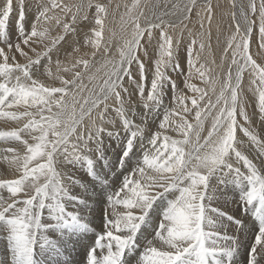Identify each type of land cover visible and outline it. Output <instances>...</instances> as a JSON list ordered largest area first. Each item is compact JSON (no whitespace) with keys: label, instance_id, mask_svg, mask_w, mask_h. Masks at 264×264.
Listing matches in <instances>:
<instances>
[{"label":"snow or ice","instance_id":"6c2138e0","mask_svg":"<svg viewBox=\"0 0 264 264\" xmlns=\"http://www.w3.org/2000/svg\"><path fill=\"white\" fill-rule=\"evenodd\" d=\"M195 6V0H189L181 11V5L173 4L171 15L180 13L188 19ZM27 7L26 0H0V118L27 119L23 128L0 131V138L21 141V133L26 130L30 134L38 133L32 136L34 143L22 140L27 149L22 158L17 155L11 158L23 169V174L17 179L0 180V188L11 194L9 199L0 196V238L6 242L0 264H41L37 246L39 255L43 256L46 251L55 252L63 247L82 231L91 230L87 217L81 214L83 210L91 211L90 205L87 200L70 194L58 165L84 167L89 175H94V158H103L105 138L121 136L115 128L117 121L109 116L110 111L119 117L122 131L127 133L120 167H126L130 154L137 155L135 149L140 151L136 165L106 195L111 211L105 210L103 230L88 246L84 264H132L129 254L138 257L135 264H239L236 257L246 229L253 235L245 250L244 264H264V171L237 146L241 143L237 139L239 129L258 148L260 159L264 161V140L238 120L239 116L250 123L240 95L246 72L252 76L250 84L258 97L259 112L264 115V64L257 63L250 51L257 26L259 48L264 49V0L259 3L250 0L247 9L241 5L240 19L236 11L231 13L235 24L225 48L230 64L223 81L213 78L207 63L200 62L206 47L204 34L188 33L191 39L186 46L188 80L185 85L193 95L177 93L174 99L182 109L165 111L160 124L162 129L172 126L169 118L175 114L179 120L174 122V128L183 138L176 139L156 131L147 146L142 142L143 129L129 118L122 93L129 94V88L125 87L127 78L144 101L145 109H156L163 103L166 85L174 91L177 89L169 72L179 74L183 71L178 58L183 33L180 38L174 37L177 25L164 19L170 13L154 14L153 19H146L142 26L144 12L139 10V0H133L121 17L127 36L119 48V59H105L103 75H88L89 84L84 83V77L92 66L90 60L77 59L63 69L70 73L67 78L57 75L60 86L55 87L34 79L32 69L40 65L42 57L50 60L53 48L64 41L67 34L76 31L73 25L84 6L62 5L56 0L50 5L40 4L30 30L25 28ZM87 7L95 8L92 35L87 42L95 49H100L103 42V51L107 53L104 32L108 8L104 3H89ZM232 7H237L235 0ZM54 8L71 14L72 23L64 22L65 35L54 38L43 53L37 52L32 44L42 41L48 33L41 21L55 18L60 22L58 17L49 15ZM257 14L259 21L249 18ZM13 15L16 17L15 41L9 31ZM205 18L210 24V3L206 6ZM83 20L87 22L88 16H83ZM200 27L203 28V19ZM154 31L159 32V37L155 45L157 54L152 59L145 45L152 46ZM22 45L28 47L35 59ZM13 51L23 56L26 63L17 62L14 55L9 56L8 52ZM95 55L94 51L92 56ZM133 65L139 79L133 75ZM81 67L85 71L78 70ZM57 71H61L59 61ZM51 74L49 69L48 75ZM194 76L211 86L214 99L206 89L190 83ZM112 98L117 102L114 109H110L108 103ZM189 100L191 108L186 103ZM21 105L25 106L24 111L11 110ZM32 107L37 109L36 113L27 110ZM193 111L194 123L186 116ZM36 115L40 119H36ZM209 120L207 135L202 136L205 122ZM232 185L240 187L235 201L239 212L247 213L248 206L259 203L255 211L258 223L253 222L250 229L246 217L211 206L217 200V190L224 195L234 190ZM21 193H25V199L18 198ZM69 203L82 208L70 211ZM161 206L162 211H156ZM45 211L47 219H43ZM209 213L232 224L234 234L206 230V227H217ZM150 226L152 238L145 237L146 243H142L141 237ZM49 231L57 233V239H51L47 235Z\"/></svg>","mask_w":264,"mask_h":264},{"label":"rangeland","instance_id":"374dc122","mask_svg":"<svg viewBox=\"0 0 264 264\" xmlns=\"http://www.w3.org/2000/svg\"><path fill=\"white\" fill-rule=\"evenodd\" d=\"M52 2L53 0H26V3H28L29 6L26 9L27 10L26 11L27 17L25 21L26 30H30L31 24L35 20V16L38 11V6L40 4L50 5ZM56 2L62 5L67 4L70 6L83 5L84 9L82 12L78 14L77 20L73 25L76 31L71 34H67L65 36V40L60 42L55 46V48H53L50 60H48L47 57L41 58L40 65L34 66L32 69V73L34 75L33 78L34 79L38 78L46 86L49 85V86L59 87L60 81L56 79L57 75H61L63 73L61 76L67 78V76L70 75V73H65L63 69L70 67L71 63H73L77 59L87 58L90 60V65L92 66L90 68V71H88V74L85 75L84 77V83L89 84L88 75H98V76L103 75L105 69L102 67V65H104L105 59H119V48L123 45L124 39L127 36V32L124 29H122L121 17H123L126 13V6L131 7L133 0H56ZM249 2L250 0H235V4L237 3L236 5L238 7H236V9H233L232 7L233 0H195L196 6L193 8L191 15L188 17V19H184V17L180 13L171 15L173 11L171 6L173 4H179L181 5V11H182L183 5L189 3V0H139V4H140L139 10L144 12V16L141 17L142 26L144 25L146 19L147 20L153 19L154 14L155 16H161L167 12L170 14L164 16V19L170 20L177 25L175 32L173 33L174 37L180 38L181 33H183L182 44L179 50V57H178L179 63L183 71L180 72L179 74L177 72H169V75L172 77V79L175 81L177 85V89L174 91L171 88V86L166 85L164 90L163 103L159 108L145 109L144 101L141 100L138 91L134 87H131L127 81V78H125V87L129 88V94L122 93V96L125 98V109L129 111V118L134 121V124L140 126L143 129L144 139L142 142L145 146L148 145V140L150 139L151 135L156 131H160L162 135L166 134L176 139L183 138L174 128V122H177L179 120V117L176 116L175 114L171 115L169 118L170 125L172 126L162 129L160 128V124L163 121L165 111L172 112L173 110L180 111L182 109V105L179 103V101L174 99L177 93H183L188 97H191L193 95L192 91L188 89L185 85V81L188 80L186 46L189 44L191 39L188 33L192 32L194 34H197V36H199V34L201 33L204 34V42L206 44V47L204 51L201 53L200 62L207 63V66L213 78L219 77L220 80L223 81L230 64V55L225 54V48L227 47V41L230 35H232L234 32L233 26L235 24V21L233 20L231 13L233 11L238 12L237 19H240L239 17L240 6L241 5H243L244 7L246 6L245 9H247ZM89 3L93 5H95L96 3H104L105 6L108 8L109 14L105 21L106 27L104 32V39L108 43L107 53L103 51L104 49L103 42L101 44L100 49H95L91 43L87 42L92 35L91 27L93 21V14L95 12L94 7L93 8L87 7ZM209 3L212 6V19L210 24L208 20L205 18L206 6ZM257 3H259V0H257ZM73 13H75V7H73ZM49 15L52 17H58L60 22L58 23L55 18L51 20L41 21V26L43 25L42 26L43 28L48 29L47 36L41 42L38 41L33 43L32 45V47L36 48V51L40 53H43L44 51H46L47 47L51 46V41H53L54 36L56 38L58 36L65 35L64 29L62 27L64 22H68L70 24L72 23L70 19L71 14L62 12L61 9L59 8L52 9ZM85 15L88 16L87 22L83 20V16ZM249 18L256 19L257 21H259L258 14L255 17L250 16ZM202 19H203V28L200 27ZM181 21H183L182 24L180 23ZM9 31L12 35L13 41H15L17 38L15 15H13L10 21ZM152 36H153L152 46L145 45V47H149V55L152 59H155V56L157 54V49L154 45H156L157 39L159 37V32L154 31L152 33ZM146 39L147 36L145 37V40ZM66 44L68 47L66 46ZM22 47H24L25 51H29L28 47L23 45ZM74 49H78V51H74ZM5 51L7 52L8 50L5 49ZM94 51L96 52V55L93 57L92 53ZM250 51L253 54V58L257 60V63L264 64V49L259 48L258 26L253 32ZM8 54L9 56L14 55L16 61L19 63L23 61V63L21 64H24V62H26L25 58L21 56L18 52H14V51L8 52ZM15 54H17V56ZM29 55L33 56V59H35V56L32 52L29 51ZM54 57H57L58 59ZM54 60L55 62H53ZM0 61H2V58H0ZM57 61L60 62L61 74L60 71L59 72L57 71ZM9 62L11 63L12 61L10 60ZM150 66L151 64L149 62V67ZM49 69H51V73H52L51 76L50 75L48 76ZM98 69L100 70L99 73H97ZM78 70L85 71L82 67L79 68ZM132 70L134 77L136 79H139L135 65H133ZM50 79L51 82L49 81ZM251 79L252 76L248 72H246L242 83V91L240 93L242 97V102L245 105L246 110L249 114L250 123L244 122L243 119L239 116H238V120L245 127H248L251 131L257 134L261 140H264V115H262L259 112L258 104H257L258 97L257 94L252 90V86L250 84ZM150 80H151V72H149V82ZM0 82H2V80H0ZM190 83L196 84L197 87L199 88L206 89L209 93V96H212L213 99L215 98L211 91V86L206 85L198 76H194L190 80ZM218 90H219V86L217 85V93ZM146 95H147V89L145 91V96ZM108 103L110 109H114L117 106V102L115 101V98L110 99ZM186 103L189 108L192 107L190 100L187 101ZM11 110L24 111L25 106L23 105L14 106ZM27 110L33 113L37 112V109L35 107L28 108ZM45 115H47V113H45ZM109 116L117 121L115 128L117 131L121 132V136L105 138L103 158L102 159L94 158V165L92 169L94 175H89L88 170L84 167H78V166L76 167L69 164L58 165V171L62 173L64 183L66 182L65 184L68 186L70 194L78 196L81 199L87 200V203L90 205L91 211L83 210L81 214L87 217L86 222L88 224L90 223L89 225L91 230L82 231L77 237H74L75 239H77L82 235V238L80 239L82 242H78L77 240L74 241L69 240L63 247L57 249L55 252L46 251L43 256L39 255L40 250H39V246H37L36 248V251L38 253L37 258L41 259V264H66V263L83 264L85 262V255L88 246L91 245L95 236L98 235L103 230L104 213H105L104 209H106L109 212L111 211L108 204L106 203L107 193L109 191H113L114 189L112 188L118 186L120 181L123 179V176L127 173V171L130 168L134 167L138 162V153L140 151L139 148L134 150L137 153V155L130 154V161L127 163L126 167L124 168L120 167V157L122 155L127 133H123L121 124L119 122V117L115 115L114 111H110ZM186 116L190 122L194 123V111L186 114ZM35 118L40 119L39 115H36ZM25 123H27V119L25 118H22L19 121L0 118V131H10L14 128H23V125ZM209 128H210V120L205 122V128L204 131L201 133V135L206 136ZM37 134L38 133L30 134L26 130L21 133L22 140H28L29 143H34L35 141L32 139V136ZM237 139L241 142L240 144L237 145L239 149L242 152H244L246 155H248L250 159H254V162L257 163L258 167H260L261 170L264 171V161L260 159L259 150L250 141L249 137L238 129ZM22 140L17 141V140L0 138V151H1L0 180L17 179L19 176L23 174V169L17 166L16 164H14L11 160L13 155H17L22 158L26 154L27 149L26 146L22 143ZM187 147L188 146H186V148ZM9 149H12L13 151H9ZM233 161L235 162L234 157H233ZM239 166L242 168V170H244L242 164H240ZM67 177L71 179H68ZM105 181L107 183H105ZM232 188L234 189L233 191H228L224 195H221L220 190H217V200H215L211 206L214 208L219 207L220 209L224 208L226 210H230L232 214L239 213L240 216L246 217L248 223H250L251 220L250 223L251 225L250 224L248 225V228L250 229L252 227L253 222L258 223V219L256 220V216H255V211H256L255 208L256 209L259 208V203L255 202V206H251V205L248 206L249 212L247 213L239 212L238 206L235 203V201L237 199V192L240 191V187L238 185H232ZM27 191L30 190L26 189V192ZM82 191H84V193ZM0 196H3L5 199H9L11 194L6 189L0 188ZM18 198L25 199L26 198L25 193L19 194ZM96 199H98V201H96ZM74 208L75 210H80L82 206L78 204L74 205L72 203L68 204V210L71 211ZM101 209L103 210L104 213L102 212ZM156 211H162V206L156 209ZM208 215L213 221L217 222V227L215 229L206 227V230L219 231L221 232V234H223V232L225 231L228 233V235L234 234L233 225L230 224L227 220H221L214 213H209ZM96 217H98L101 220L102 225L93 224L91 222L92 218H96ZM252 218L254 219L252 220ZM43 219H47V211H45ZM152 232L153 229L150 226L144 237H141V242L146 243L145 237L147 239H151ZM47 235L53 240L56 239L55 236H58V234L55 235V233H53L52 231H49ZM252 235L253 234L246 229L244 235L242 236L241 249L239 251L240 254L237 253V260L239 261V264H244L245 250L247 246L251 243ZM5 243L6 242L2 238H0V247L3 248L2 251L5 250ZM1 258H3V256ZM137 258L138 257L136 255L129 254V259L132 261V264H135V260Z\"/></svg>","mask_w":264,"mask_h":264},{"label":"bare ground","instance_id":"6f19581e","mask_svg":"<svg viewBox=\"0 0 264 264\" xmlns=\"http://www.w3.org/2000/svg\"><path fill=\"white\" fill-rule=\"evenodd\" d=\"M167 2V1H166ZM237 4V3H236ZM242 4V3H241ZM33 6V5H32ZM167 6V5H166ZM29 7V6H28ZM238 7V6H237ZM246 7V6H245ZM238 10V9H237ZM27 11V10H26ZM57 12V11H56ZM238 13V12H237ZM35 16V15H34ZM27 17V16H26ZM33 19V18H32ZM26 21V20H25ZM33 23V22H32ZM32 25V24H31ZM43 26V25H42ZM91 26V25H90ZM83 27V26H82ZM30 28V27H29ZM63 31V30H62ZM60 34V33H59ZM17 35V34H16ZM225 35V34H224ZM72 36V35H71ZM51 37V36H50ZM78 37V36H77ZM76 37V38H77ZM53 38H55V36L53 37ZM45 41V40H44ZM51 41V40H50ZM41 42V41H40ZM39 42V43H40ZM69 42H71V41H69ZM68 42V43H69ZM49 43V42H48ZM50 44V43H49ZM48 44V45H49ZM51 44H52V41H51ZM65 44V43H64ZM33 45V44H32ZM60 46V45H59ZM62 46H63V44H62ZM66 46H67V44H66ZM81 46H83V45H81ZM155 46V45H154ZM41 47V46H40ZM39 47V48H40ZM47 47V46H46ZM68 47V46H67ZM66 47V48H67ZM60 48V47H59ZM58 48V49H59ZM57 49V50H58ZM56 50V49H55ZM65 50V49H64ZM43 51H44V49H43ZM56 52V51H55ZM65 52V51H64ZM69 53V52H68ZM10 54V53H9ZM12 54V53H11ZM16 56H17V54H15ZM52 55H54V54H52ZM12 56V55H11ZM64 56H65V53H64ZM59 57V56H58ZM54 58H57V57H54ZM23 59V58H22ZM46 59V58H45ZM44 59V60H45ZM58 59V58H57ZM49 60V59H48ZM62 60V59H61ZM47 61V60H46ZM53 62H55V60L53 61ZM21 63H23V61L21 62ZM24 63H26V62H24ZM50 65V64H49ZM62 65V64H61ZM63 66V65H62ZM45 68V67H44ZM56 74V73H55ZM60 74H61V71H60ZM63 74V73H62ZM61 74V75H62ZM34 76V75H33ZM49 76V75H48ZM56 76V75H55ZM40 77V76H39ZM51 78H53V77H51ZM38 79V78H37ZM39 80V79H38ZM46 80V79H45ZM50 82H51V79L49 80ZM56 83H57V81H56ZM49 86V85H48ZM249 106V105H248ZM18 123V122H17ZM243 146V145H242ZM245 146V145H244ZM1 152V151H0ZM67 172V171H66ZM64 176V175H63ZM63 178V177H62ZM68 178V177H67ZM66 180V179H65ZM66 183V182H65ZM73 189V188H72ZM74 192V191H73ZM83 193H84V191H82ZM87 192V191H86ZM72 193V192H71ZM80 196H82V195H80ZM84 196V195H83ZM96 201H98V199H96ZM99 203V202H98ZM225 203V202H224ZM216 204V203H215ZM221 204V203H220ZM99 207V206H98ZM100 207H102V206H100ZM103 208H104V206H103ZM219 208V207H218ZM100 209V208H99ZM102 210V209H101ZM104 210H106V209H104ZM222 211H225V212H228L229 214H232L231 213V211L230 210H226V209H224V208H222L221 209ZM255 210H256V208H255ZM84 211H87V210H84ZM93 211V210H92ZM102 212H103V210H102ZM254 212V211H253ZM104 213V212H103ZM84 214H86V213H84ZM252 215V214H251ZM94 216V215H93ZM95 216H97V215H95ZM254 218H252V220H253ZM103 220V219H102ZM256 220H257V218H256ZM248 221V220H247ZM93 224H97V225H102V222H101V220L98 218V217H96V218H92V221H91ZM257 222V221H256ZM250 223H251V220H250ZM250 223H248V225L250 224ZM90 224V223H89ZM251 225V224H250ZM147 232H145V234H146ZM57 233H55V235H56ZM56 237V239H57V237L58 236H55ZM86 237H87V235H86ZM82 238V235L79 237V238H77V239H75L74 237L71 239L72 241H74V240H77L78 242H82L80 239ZM143 239V238H142ZM145 240V239H144ZM3 250V248L2 247H0V256L2 257L3 256V252L4 251H2ZM240 254V253H239ZM0 257V258H1ZM236 259H237V257H236ZM67 264V263H66Z\"/></svg>","mask_w":264,"mask_h":264}]
</instances>
